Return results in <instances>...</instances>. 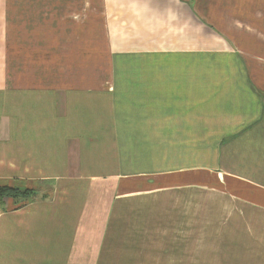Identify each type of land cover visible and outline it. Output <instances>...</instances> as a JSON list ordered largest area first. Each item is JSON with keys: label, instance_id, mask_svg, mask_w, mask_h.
I'll use <instances>...</instances> for the list:
<instances>
[{"label": "crops", "instance_id": "obj_1", "mask_svg": "<svg viewBox=\"0 0 264 264\" xmlns=\"http://www.w3.org/2000/svg\"><path fill=\"white\" fill-rule=\"evenodd\" d=\"M135 173L192 228L163 264H264V0H0V187L36 192L0 197V264H148Z\"/></svg>", "mask_w": 264, "mask_h": 264}, {"label": "rangeland", "instance_id": "obj_2", "mask_svg": "<svg viewBox=\"0 0 264 264\" xmlns=\"http://www.w3.org/2000/svg\"><path fill=\"white\" fill-rule=\"evenodd\" d=\"M92 70L99 72L103 71V68L99 63H93ZM109 179L111 180L110 183H113L116 187L117 184L121 183V185L126 188L123 192L115 191L113 194L110 193L112 197L117 198L115 199L116 202L122 197V200H119V207L123 212L119 214L117 212V205L114 207L115 215L121 222L119 228L122 232L120 236L122 238L119 239L118 246L122 247L125 241H128V245H130L131 241H133L135 246L140 247V250L144 251L142 255L148 253L144 255L146 260H150L148 264H163L166 256H168V253L165 254L166 250L174 249L176 253H179L181 242L185 241V239L171 238V234L178 232V230L181 231L192 228L186 224L180 226L177 210L175 213H168L165 215V209L162 207L155 209V214L150 215L149 213L153 209L147 204V199L141 197L140 203L135 204L133 198H129L131 193L127 192L131 191L132 186L137 187L136 182H138L139 186L142 188H148L153 184V181H155L156 185L162 184V176L155 175V177H153V175H148V173H135L119 177L109 176ZM108 194L109 192L103 195V202H107L108 199H110V197H106ZM192 203H194V200H189L188 206L189 211H191L189 216H194V207ZM174 204L175 205L172 204L170 206V209H176L178 204L175 202ZM173 256L177 257L179 254H174ZM155 260H157V262Z\"/></svg>", "mask_w": 264, "mask_h": 264}, {"label": "trees", "instance_id": "obj_3", "mask_svg": "<svg viewBox=\"0 0 264 264\" xmlns=\"http://www.w3.org/2000/svg\"><path fill=\"white\" fill-rule=\"evenodd\" d=\"M36 195V192L34 190H21L19 188H13L10 186H2L0 187V197L1 198H7L11 197L14 199H25L30 200L34 198Z\"/></svg>", "mask_w": 264, "mask_h": 264}]
</instances>
